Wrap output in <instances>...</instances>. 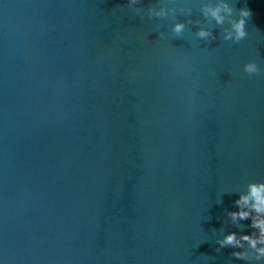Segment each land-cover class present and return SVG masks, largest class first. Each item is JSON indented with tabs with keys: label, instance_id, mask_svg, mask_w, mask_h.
<instances>
[{
	"label": "water",
	"instance_id": "obj_1",
	"mask_svg": "<svg viewBox=\"0 0 264 264\" xmlns=\"http://www.w3.org/2000/svg\"><path fill=\"white\" fill-rule=\"evenodd\" d=\"M179 2L215 43L144 39L127 0H0L7 264H243L216 240L252 231L228 188L264 180V76L234 75L264 68V0H228L253 13L231 47L200 15L214 0Z\"/></svg>",
	"mask_w": 264,
	"mask_h": 264
},
{
	"label": "clouds",
	"instance_id": "obj_2",
	"mask_svg": "<svg viewBox=\"0 0 264 264\" xmlns=\"http://www.w3.org/2000/svg\"><path fill=\"white\" fill-rule=\"evenodd\" d=\"M142 2L143 0H127L126 7L133 10V15L142 24L151 25V31L143 34L144 39L156 33L158 42L171 43L183 38L187 25L194 24L197 27L194 34L197 41L216 42L217 36L214 32L208 27L200 26L199 21H194L191 18V10L181 6L179 0H166V3L158 8L149 7L146 10L139 7ZM199 11L208 24L214 23L223 30L222 39L229 47L239 45L249 38L250 33L246 30V25L253 15L251 9L241 7L234 10L228 0H214V2L203 4ZM177 15H183L186 18L183 21H177ZM169 19L173 22L165 29L161 22ZM216 75L215 71L210 72L212 78H216ZM234 75H238L239 79L261 77L264 76V68L256 59H250L242 65V70ZM228 190L238 193V198L233 201L234 210L226 213L228 221L238 228L241 222L248 221V227L252 231L228 232L222 239L216 240L218 245L216 251L231 247L234 249L232 257L235 260L243 264H264V180L249 181L243 187L236 184ZM0 264H7L2 256H0Z\"/></svg>",
	"mask_w": 264,
	"mask_h": 264
}]
</instances>
